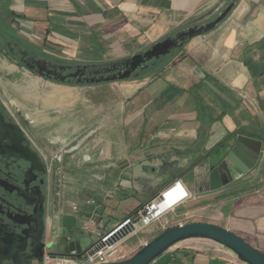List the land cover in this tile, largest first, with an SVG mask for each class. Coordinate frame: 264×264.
Instances as JSON below:
<instances>
[{
	"label": "crops",
	"instance_id": "1",
	"mask_svg": "<svg viewBox=\"0 0 264 264\" xmlns=\"http://www.w3.org/2000/svg\"><path fill=\"white\" fill-rule=\"evenodd\" d=\"M225 1L11 0L8 6L10 25L25 45L66 62L100 65L146 51ZM143 72L122 82L68 85L94 97L34 99V127H48L54 146L78 145L84 156L76 165L84 181L98 184L104 201L88 218L97 231H109L132 214L105 215L106 199L135 192L141 202L137 212L182 181L192 198L159 223L173 216L179 217L175 222L197 219L264 253V147L258 165L242 180L218 191L206 185L218 152L234 138L244 134L264 142V0H239L217 29L190 41L164 69ZM42 134L36 135L44 139ZM142 165L163 168L150 176ZM82 199H59L49 235L65 231L66 211ZM157 224L128 238L124 248L135 254L165 231ZM210 242L183 241L152 264H245Z\"/></svg>",
	"mask_w": 264,
	"mask_h": 264
},
{
	"label": "flooded vegetation",
	"instance_id": "2",
	"mask_svg": "<svg viewBox=\"0 0 264 264\" xmlns=\"http://www.w3.org/2000/svg\"><path fill=\"white\" fill-rule=\"evenodd\" d=\"M229 1L226 0L212 17L217 16V19ZM6 2L8 0H0V5ZM209 19L211 17L170 36L215 20ZM14 33L15 28L0 18V44L7 49L3 52L1 45L0 54H5V58L14 59L32 73L54 83L83 85L77 83L79 78L71 77L82 64L70 65L51 54L41 53L25 45L19 36L11 41L9 37L12 39ZM24 52L26 57H23ZM41 60L44 62L38 65ZM159 62L154 60L143 67H148L149 71ZM134 74L141 75V70ZM77 154H81L78 145L70 143L57 147L46 143L29 129L24 119L9 115L0 102V264H40L35 255L50 252L48 245L52 241L48 228L53 227L52 216L59 199L64 197L61 186L67 176L69 159ZM60 247L57 245L56 252L51 254L70 255L65 254L66 248L60 251Z\"/></svg>",
	"mask_w": 264,
	"mask_h": 264
},
{
	"label": "water",
	"instance_id": "3",
	"mask_svg": "<svg viewBox=\"0 0 264 264\" xmlns=\"http://www.w3.org/2000/svg\"><path fill=\"white\" fill-rule=\"evenodd\" d=\"M238 2L239 0H231L219 17L206 25H197L180 31L175 36H169L146 51L127 59L101 65H79L77 72L73 73L71 77L79 78L77 81L79 84L91 85L122 82L138 77L139 74L134 73L138 69L143 72L148 68L143 67L145 64L154 60H162L173 52L182 50L193 39L217 29L234 11ZM26 56L27 53L24 52L23 57ZM29 60L33 61L31 58ZM43 62L44 60H41L38 65ZM263 147V141L248 135L242 134L234 138L228 148L218 152L215 165L210 167L209 177L206 181L210 191L221 190L248 176L258 165ZM162 168L156 165H142L141 170L146 175L156 176ZM132 230L133 227L122 228L111 241L124 238ZM52 234L55 238L51 239L52 242L48 248H56L57 245H60V251L66 248L65 254L74 251L78 256L83 254L81 242H70V239L64 236L63 232L52 231ZM190 239H204L221 245L232 251L245 264H264V253L253 248L227 229L209 223H187L182 227L170 228L155 237L130 259L108 264H152L175 245ZM43 256L44 254L41 252L39 255H35V259L41 263Z\"/></svg>",
	"mask_w": 264,
	"mask_h": 264
},
{
	"label": "rangeland",
	"instance_id": "4",
	"mask_svg": "<svg viewBox=\"0 0 264 264\" xmlns=\"http://www.w3.org/2000/svg\"><path fill=\"white\" fill-rule=\"evenodd\" d=\"M8 2L0 5V18L10 26V16L11 12L9 9ZM228 4L230 3L227 2ZM214 12H209L206 16H200L199 18H194L193 20L184 24V26L180 27L179 29L173 31V33L177 32L178 30L184 29L188 26L194 25L195 23H204L205 20L209 17L214 20L217 16L212 17ZM207 22V21H206ZM17 33V34H15ZM14 37H9L11 41H16L15 37L19 36L18 32L15 30ZM20 33V32H19ZM25 38L28 36L23 34ZM31 42L35 45H40V42L34 41L33 38H28ZM2 45V46H1ZM3 48V52H7V49L3 44H0ZM28 46V45H27ZM184 51L180 50L168 56L163 63H169L170 61L175 60L179 57ZM122 56V55H121ZM124 56V55H123ZM64 61V60H62ZM66 62V61H64ZM70 65H76V62H67ZM97 64V63H94ZM101 65V63H100ZM157 65H161L157 64ZM163 66V65H161ZM147 73L153 72L154 70H159L160 67H156V69H152ZM70 85L77 86L76 82H72ZM87 85V84H83ZM73 86L68 85H61L54 83L53 81H49L47 79H43L40 76L32 73L28 69H26L20 63H16L14 59H7L5 58V54H0V102L2 104L3 109L9 113V115L14 117H19L24 119L27 122V126L32 132L35 134L45 135L43 139L46 143H49V128L45 127L44 129H39L40 127L33 125V122L36 121V108H34V99L35 97H94L92 92L90 91H80L79 89L73 90ZM84 156V155H83ZM81 154L73 155L70 160V165L66 168L67 176L64 178V183L61 186V192H63L64 197L66 198H82V202L77 201L74 204L72 209L66 211V218L63 221L62 229L65 231L63 232L64 236L70 238L74 241H79L82 244L83 251H88L93 245L96 244L98 240L97 235V228H94L95 232H88L85 229L86 223L87 225L91 226V218H88L92 215V218L95 217L96 212L102 205L103 197L99 194L100 190H98L97 182H85V177L82 175V171L79 167H77L76 163H79L83 157ZM88 185L90 190L84 189ZM112 188V187H111ZM112 190V189H111ZM112 192V191H111ZM83 193V194H82ZM62 195V194H61ZM82 195V196H81ZM89 201V204H88ZM91 201H94L93 204H90ZM139 197H136L135 192H131V195L127 199H106L105 206L101 208V211H105V215L107 216H123L126 215H135L133 214L140 205ZM89 210V212H87ZM56 216V212L54 213ZM176 219H179L177 216L168 217L167 222L164 221L163 223H158L156 226L159 228L161 224L165 225V223H174ZM197 220V219H196ZM195 219H192V222H198ZM191 222V223H192ZM57 226H60V220L55 221ZM198 223H206L204 221H200ZM58 230V229H57ZM50 240L54 239L55 236L50 233ZM198 243H206V242H198ZM214 243V242H210ZM217 245L233 257L237 256L227 248ZM50 253H55L56 248H48Z\"/></svg>",
	"mask_w": 264,
	"mask_h": 264
},
{
	"label": "built area",
	"instance_id": "5",
	"mask_svg": "<svg viewBox=\"0 0 264 264\" xmlns=\"http://www.w3.org/2000/svg\"><path fill=\"white\" fill-rule=\"evenodd\" d=\"M191 198L182 181H174L155 198L143 205L135 215L127 218L115 228L105 232L97 231L98 240L96 244L88 251H83L81 256H78L76 251L66 256H54L50 252H46L40 264H108L128 260L152 241H145L141 249L131 255V252L124 248V242L128 238L140 235L147 228L161 222ZM93 203L94 201L90 202V204ZM73 208L76 209V207ZM185 224H187L185 221L166 223L163 228L166 231L173 227H182ZM124 227H133V230L124 238L111 241L115 234ZM94 228H96L95 222H92L91 226H85V229L92 233L95 232Z\"/></svg>",
	"mask_w": 264,
	"mask_h": 264
},
{
	"label": "trees",
	"instance_id": "6",
	"mask_svg": "<svg viewBox=\"0 0 264 264\" xmlns=\"http://www.w3.org/2000/svg\"><path fill=\"white\" fill-rule=\"evenodd\" d=\"M164 60L165 59H162V60H160V62L158 63V64H160L161 63V65H163V66H161V65H156L154 68H152L153 70L154 69H156V67H160V69L159 70H161V69H164V67H166V65H168L169 63H171L172 61H170L169 63H163L164 62ZM159 70H154L153 72H155V71H159ZM222 146H223V144H222ZM136 213V212H135Z\"/></svg>",
	"mask_w": 264,
	"mask_h": 264
}]
</instances>
